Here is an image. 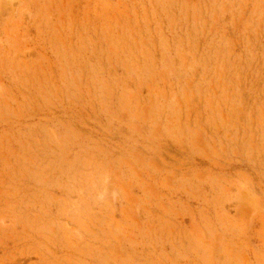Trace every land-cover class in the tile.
<instances>
[{
	"label": "rangeland",
	"instance_id": "1",
	"mask_svg": "<svg viewBox=\"0 0 264 264\" xmlns=\"http://www.w3.org/2000/svg\"><path fill=\"white\" fill-rule=\"evenodd\" d=\"M0 264H264V0H0Z\"/></svg>",
	"mask_w": 264,
	"mask_h": 264
}]
</instances>
